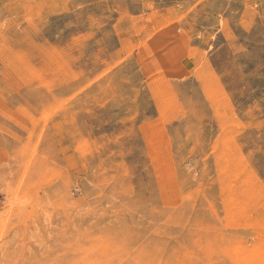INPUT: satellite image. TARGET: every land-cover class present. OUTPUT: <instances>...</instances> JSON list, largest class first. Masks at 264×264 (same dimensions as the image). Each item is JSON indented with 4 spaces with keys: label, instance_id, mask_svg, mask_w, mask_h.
<instances>
[{
    "label": "rangeland",
    "instance_id": "obj_1",
    "mask_svg": "<svg viewBox=\"0 0 264 264\" xmlns=\"http://www.w3.org/2000/svg\"><path fill=\"white\" fill-rule=\"evenodd\" d=\"M0 264H264V0H0Z\"/></svg>",
    "mask_w": 264,
    "mask_h": 264
},
{
    "label": "bare ground",
    "instance_id": "obj_2",
    "mask_svg": "<svg viewBox=\"0 0 264 264\" xmlns=\"http://www.w3.org/2000/svg\"><path fill=\"white\" fill-rule=\"evenodd\" d=\"M79 3V2H78ZM82 4V3H81ZM7 53V52H6ZM146 59V58H145Z\"/></svg>",
    "mask_w": 264,
    "mask_h": 264
}]
</instances>
